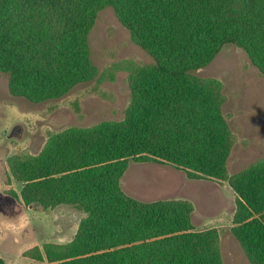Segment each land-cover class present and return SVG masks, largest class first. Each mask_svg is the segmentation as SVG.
I'll list each match as a JSON object with an SVG mask.
<instances>
[{"label":"trees","instance_id":"1","mask_svg":"<svg viewBox=\"0 0 264 264\" xmlns=\"http://www.w3.org/2000/svg\"><path fill=\"white\" fill-rule=\"evenodd\" d=\"M105 7L151 57L131 78L125 119L68 128L38 156L10 160L26 204L85 213L74 238L46 253L48 264H222L217 229L195 228L189 199L124 192L128 159L228 179L230 232L251 264H264V157L228 173L223 99L196 73L232 43L264 76V0H0V72L11 91L39 102L93 79L88 36Z\"/></svg>","mask_w":264,"mask_h":264},{"label":"rangeland","instance_id":"2","mask_svg":"<svg viewBox=\"0 0 264 264\" xmlns=\"http://www.w3.org/2000/svg\"><path fill=\"white\" fill-rule=\"evenodd\" d=\"M88 40L97 74L59 98L34 102L14 94L7 75L0 72V257L6 264H48L46 253H59L55 245L68 244L85 215L71 204H26L11 158L38 156L68 128L124 120L132 101L131 78L151 62L111 7L96 11ZM196 73L223 99L221 113L233 139L228 173L264 157V76L244 50L226 44ZM122 189L141 200L189 199L195 228L217 229L222 264H251L230 232L236 203L228 179L191 178L167 163L128 159Z\"/></svg>","mask_w":264,"mask_h":264},{"label":"flooded vegetation","instance_id":"3","mask_svg":"<svg viewBox=\"0 0 264 264\" xmlns=\"http://www.w3.org/2000/svg\"><path fill=\"white\" fill-rule=\"evenodd\" d=\"M3 202H5V205H9V200L8 199H5Z\"/></svg>","mask_w":264,"mask_h":264}]
</instances>
